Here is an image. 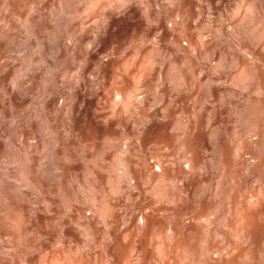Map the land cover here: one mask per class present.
I'll return each mask as SVG.
<instances>
[{
	"label": "rangeland",
	"instance_id": "374dc122",
	"mask_svg": "<svg viewBox=\"0 0 264 264\" xmlns=\"http://www.w3.org/2000/svg\"><path fill=\"white\" fill-rule=\"evenodd\" d=\"M263 155L264 0H0V264H264Z\"/></svg>",
	"mask_w": 264,
	"mask_h": 264
},
{
	"label": "clouds",
	"instance_id": "9594fccd",
	"mask_svg": "<svg viewBox=\"0 0 264 264\" xmlns=\"http://www.w3.org/2000/svg\"><path fill=\"white\" fill-rule=\"evenodd\" d=\"M118 20V19H117ZM102 48H104V45H103V43L102 42H100V46H99V53H103V52H105L106 50H104V51H101V49Z\"/></svg>",
	"mask_w": 264,
	"mask_h": 264
},
{
	"label": "bare ground",
	"instance_id": "6f19581e",
	"mask_svg": "<svg viewBox=\"0 0 264 264\" xmlns=\"http://www.w3.org/2000/svg\"><path fill=\"white\" fill-rule=\"evenodd\" d=\"M264 156V155H263ZM264 158V157H263ZM264 161V160H263ZM262 164L263 165H261V166H259L260 168H258V169H261V167L263 166V168H264V162H262Z\"/></svg>",
	"mask_w": 264,
	"mask_h": 264
}]
</instances>
